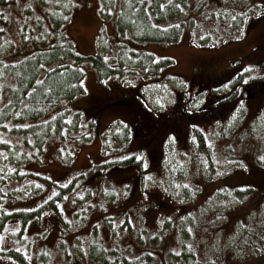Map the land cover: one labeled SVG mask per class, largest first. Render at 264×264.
<instances>
[{
  "label": "rangeland",
  "instance_id": "1",
  "mask_svg": "<svg viewBox=\"0 0 264 264\" xmlns=\"http://www.w3.org/2000/svg\"><path fill=\"white\" fill-rule=\"evenodd\" d=\"M69 1L74 9L66 28L75 44L77 62L85 71V93L61 106L68 110L66 115L69 114L75 129H50L45 133L42 147L32 149L28 162L17 165L13 160L19 157L6 155L4 150L0 152L3 248L13 245L19 249L17 264H118L119 258L127 253L137 257L146 254L150 264H264V201L260 200L264 198L262 93L244 103V114L242 108L235 116L236 107L228 112L235 117L226 125L227 132L224 131L230 133L229 137L220 138L216 126L197 121L202 129H208L206 135L212 147L204 152L181 151L189 152V158L169 152L167 165L173 172L169 168L163 171V162L157 158L153 161L152 155L145 158L141 153L140 157L133 156L126 166L110 170L114 163L109 160L118 159V162L130 157L132 152L127 143L132 141L131 149L136 151L137 142L129 137L125 140L126 135L115 140L120 130L126 133L123 123L103 132L109 121L107 117L106 120L102 117L93 129L88 127L93 113L90 103L94 98L117 94L120 87L135 89L138 80L145 87L147 80L142 77L148 73L164 74L163 82L170 85L154 94V101L159 97L168 101L166 92L174 100L172 85L181 86L182 80L193 83L189 75L197 65L209 66L214 72H234L228 81L237 80L243 67L250 69L243 73V83L264 77V65H258L264 60V6L258 3L264 0H176L175 10L181 15L176 20L181 26L184 22L176 43H138L129 32L119 31L123 0L63 2L70 5ZM165 1L166 15L160 18L162 9L158 14L154 12L155 21L172 15L168 6L174 2ZM61 2L3 1L0 50L6 49L0 59L17 62L45 48L48 43L45 41L51 39L47 32L53 33L49 16L54 13L53 5ZM236 17L238 22L242 21L239 31L233 24V27L228 25ZM247 18L251 19L249 24ZM91 55L109 61L110 79L102 77L104 72L99 74L89 59ZM2 78L0 103L4 105L8 101V88L15 85V79L8 74ZM108 83L113 91L106 89ZM248 85L243 84L242 88ZM147 93L143 95L148 101ZM125 119L130 122L131 116L125 115ZM4 125L1 140L9 142L8 147L20 142L22 137L9 133L12 119ZM217 126L223 128V122ZM83 133L89 136L82 137ZM211 133L215 134L214 139ZM197 141L200 146L202 141L199 138ZM164 154L165 158L168 152ZM104 161H109L105 165L110 167L98 166ZM217 173L221 176H215ZM210 177L214 179L207 182ZM250 183L259 186L255 189L243 186ZM225 186L223 192L238 187L242 193L221 195L218 190ZM10 223L25 225L18 230L15 226L12 229ZM5 226L15 230L9 236L13 244L5 238ZM96 243L106 252L103 253L107 263L94 260L96 252L91 251Z\"/></svg>",
  "mask_w": 264,
  "mask_h": 264
},
{
  "label": "trees",
  "instance_id": "2",
  "mask_svg": "<svg viewBox=\"0 0 264 264\" xmlns=\"http://www.w3.org/2000/svg\"><path fill=\"white\" fill-rule=\"evenodd\" d=\"M3 1L7 0H0V5ZM63 1L64 0H62L61 3L53 5L54 13L52 16H49L51 20L49 25H51L53 33L47 32L46 36L49 34L51 39L45 41L48 42L46 43L45 48L37 49L17 62H6L0 59V82H2L1 79H3L2 77L5 74L11 75L15 79V85L8 88V101L4 105H1L0 103V137L4 135V124L11 119L12 126L9 133L17 134L22 137V139L19 140L20 142L15 140L17 142L11 143L10 147H8L9 142H5L0 138V143L4 141L3 144H0V152L4 150L7 152L6 155L12 154L13 158L19 157L16 160H13L17 165L24 164L30 160L29 154L33 152L32 149L42 147L46 138L45 135L50 129L55 127L60 131L69 128L73 130L75 129V127H72L71 125L72 122L69 120V114L66 115L68 110H63V107L61 106L65 102L84 94L85 87L83 81L85 71L77 62L79 57L77 56L75 44L70 36H68L66 28L70 19V12L73 11L74 6L70 1V5ZM172 1L174 3H169L171 6H168L172 9V15L166 17V21L165 19L155 21V18H153L154 15H152L154 12H157L158 14L162 9V12H160V18L166 15V12H164L166 5L164 3L166 2L165 0H123L121 15L118 20V30L129 32L131 38L138 43L148 41H158L163 43L178 42L181 36L180 34L183 32L184 23H182L181 26V23H178L180 21L176 20L178 19L176 17H181V15L175 10L178 9V1ZM258 5H261V3H258ZM235 8L237 9V7ZM124 11L127 15L123 14ZM47 14L50 13L48 12ZM229 15L232 16L231 13H229ZM222 19L223 21H227L226 18ZM232 19L233 20L228 22V25H230V27H233L234 25L236 30L239 31V24L242 23L241 19H239V22L237 21V17ZM169 20H173V23H170ZM1 21L2 20H0V23ZM247 21L249 24L250 20ZM1 45L3 44H0V47ZM4 50H0V55ZM96 55H91L89 59L93 60L99 74L100 72H104L101 74L102 77H109L112 73V70L108 69L109 61ZM148 60V63L151 64L152 59L149 58ZM261 62H263V64L258 63V65H264V60ZM235 66L238 65L235 64ZM153 68L157 69V67ZM247 70L250 69L243 67L241 70V76H239L237 80L234 79V81H237L241 87L243 84H249L246 89L242 88L246 92V95L247 90L249 91L250 94L247 96L248 99L246 100L249 101L250 99L258 98L260 93H262V96L264 95V77L250 79L249 82L243 83L241 82L242 75ZM156 75H154L155 78H162V75L158 72ZM230 76H232V74H227L226 77L218 78L217 75L212 74L213 82L226 81ZM108 89L114 90L113 88H110V86ZM126 90L130 89L120 88L119 93L121 94ZM125 105L135 107L133 102L129 100ZM90 107L92 108V111L96 108L93 105ZM219 107L214 111L215 113H220L221 108ZM257 112L258 111H255L254 113L257 114ZM199 118L203 119V116H199ZM94 126L95 124L93 122L91 123V126L89 123V128L93 129ZM84 136L85 133L82 134V137ZM77 140L78 139L76 138L75 141ZM202 140L204 141L205 138L203 137ZM4 159L6 161L9 160V158ZM131 161L132 159L129 162L131 163ZM247 177H250V175H247ZM243 186L255 189L259 185L258 183H250ZM262 186L264 187V185ZM260 200L264 201V198H261ZM97 245L100 244L96 243L92 245L94 246V249L91 252H96L94 260L98 263H107L108 258L105 259L106 252L103 247L101 249ZM97 248L98 250H96ZM127 254L119 258L118 264L151 263L146 254L139 257Z\"/></svg>",
  "mask_w": 264,
  "mask_h": 264
},
{
  "label": "flooded vegetation",
  "instance_id": "3",
  "mask_svg": "<svg viewBox=\"0 0 264 264\" xmlns=\"http://www.w3.org/2000/svg\"><path fill=\"white\" fill-rule=\"evenodd\" d=\"M261 6H264V3ZM247 20L251 19L247 18ZM230 73L234 72L227 74ZM212 74L217 75L218 78L227 75L222 71L214 72L209 66H193L189 75L193 79V83L182 80L181 86L179 84L172 86L175 89L173 92L175 99L170 100L171 97L168 94L169 101L158 107L159 110L143 104L142 94L137 89H130L121 94L95 98L93 105L97 110L94 113L104 115L109 119V122L124 121L128 126L129 136L136 135L133 137L138 145L136 151H141L144 155L146 153L155 155L160 161L164 159V151L168 144H171L172 147L174 144L176 149L189 150L188 145L193 134L202 141L208 129H202L197 125L199 116L205 118L208 126L223 122L222 130L226 131L227 117L231 114L228 112L237 106L239 99L243 96L242 87L237 88L233 81L228 80L213 82ZM167 87L165 88L167 89ZM128 100L132 101L135 107L126 106L125 103ZM218 107L221 108V111L215 113L214 111ZM226 113L228 114L226 115ZM125 115L131 116L130 125L125 120ZM118 133L121 134L122 131L120 130ZM229 136H231L230 133H225L224 138ZM230 141L232 142V139ZM228 190L231 194H237V187ZM10 225H14V223H10ZM1 244L2 242L0 243V264H17L15 262L19 259V251L12 245H9V249H4Z\"/></svg>",
  "mask_w": 264,
  "mask_h": 264
}]
</instances>
